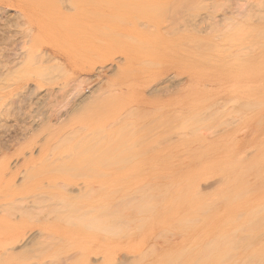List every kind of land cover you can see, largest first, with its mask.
Instances as JSON below:
<instances>
[{
    "label": "rangeland",
    "instance_id": "374dc122",
    "mask_svg": "<svg viewBox=\"0 0 264 264\" xmlns=\"http://www.w3.org/2000/svg\"><path fill=\"white\" fill-rule=\"evenodd\" d=\"M0 1V30L3 29L2 31H0V38H3V36L5 35L3 40L2 38L0 40V88H4L2 93L4 92V95L6 94L3 97V94L0 92V95L2 96H0V118H2L3 116H5L4 119L6 117L8 118H6L8 130H3L0 127V146H2L0 147V262L7 259L9 260L10 258L11 262L9 260L8 264H146V259L148 258L146 255L150 257V255L156 252V250L159 252L165 244L169 242H178L179 240L184 238L186 234V230H184L185 228H178L179 230L176 229L175 231V229L168 230L165 227L161 228V226L160 229L153 228L152 231H149L147 233H139L140 230L138 229L140 218L144 213L143 207H141L142 210L140 209V204L142 203L143 196L146 195L150 199H153V197L155 196V199L156 197L158 198L156 200H160V198L173 195L174 190L172 191V189L169 188L171 187V185L169 186V184H165L167 179L170 180L168 178L171 175V172L169 170H171L173 167L169 168V170L167 169V174H165L164 176V178L166 179H164L163 177H153L152 180L147 179L145 180L146 184H143L144 186L142 185V183L139 184V186H142H140L141 188L137 186V183H133L129 185H132L131 187L127 186L126 190L124 189L122 192L121 190L124 187L122 189H118L120 186L116 181L117 185L115 183L114 185L116 186L115 189L117 191H114V193H117H113V197H115V195L116 197L112 198V201L110 200V204L108 203V207L109 210H122V212L120 213H122L123 215L118 219V222H116L117 230L115 229L114 231L109 232L108 235H101L102 237L100 236L101 238L97 240H91L89 237H85L86 240H84L85 238H83L84 243L87 244V248H81L77 245L70 244L65 239L62 232L58 234L59 229H55L54 232V225H56V223L58 225V222L60 223V225H63V221L65 220L62 218L63 213L61 211L63 209L61 207H63L65 210V208L67 209V206L72 205L73 207L76 204L75 207H73L74 212L76 214L78 213L77 215H81L85 212L87 213L91 211L96 207L95 205L98 206V201L101 198V194L102 197H104V194H107L106 191H104V188L99 187V184L97 183L98 181L93 179V181H89V183L87 179L79 175V172L77 170H71V172L69 173H67V170H63L67 173L65 175L66 178H56V184L54 183V180H48V178H46L45 176H43V178L41 176L40 178L38 177L39 181H41L38 182V179H35L37 177H32L31 174L33 170H35L36 168L38 169L37 166L40 167L41 165L42 167L45 166L46 168H48L47 162L50 163L52 161L51 155L54 153V150L52 151V149L55 146L54 149L56 152V145H58L57 140H61V138L63 137H68L67 135H70L71 130L76 131L78 129L79 126L77 124L74 125L75 123L71 124L70 121L72 112H74L71 108L75 104V102L78 101L80 96L93 95L101 97L107 94L114 93L118 97L121 94L128 93V89L132 88L130 90H133V92L138 94V97L132 96V99L130 98V103L119 109L120 111L116 115L117 119L116 121L114 120L116 123H127L131 127L134 123H148V126L155 128L154 130L156 132V130L158 131V129L160 130L161 128H165L166 124H171L173 122V125L177 124L178 126H182L183 128L181 129L180 127H178L177 130L170 129V131H167V133L164 134L165 136L162 135L164 138L162 137L161 141L162 143L165 142L163 143V145L168 144L172 140L178 143L179 140L187 138L194 149L198 150L199 147L201 148V146L205 143V141L206 143H213V145L216 143L217 146L215 145V148L210 149L209 151L207 150L208 152L205 154V158L220 155V148L224 147V149L228 152L227 161L218 166L223 171L221 169L219 170V168L215 166L217 169L216 170L214 165L206 164L204 165L205 167H203L206 170H204L203 168L200 170L201 172L203 170V173L200 172L199 175L195 177L194 183H191L189 185V183L187 182L186 185L184 184V187L189 185L188 187H191V190L193 186L194 191L191 192H195L197 197L203 195V193L204 195H210V200L209 202H207V204L210 206V209H212L213 207L217 208L223 206L228 201L232 202V200L236 201L238 199L240 200V198H246V193L249 196L250 194H253V191L254 193H256L255 191H264V0H169V2L165 0L166 4H164V6L162 5V8L158 7L157 3H155L157 5H154L153 2L152 5H154L153 7H155V10L152 6V8H150L153 10H150L149 5L146 6L145 4V9H143L144 5L141 6V9L138 8L140 6H133V9L135 10L131 13L135 14V11H138L140 9L143 11H138L141 12V14L145 12L149 14V20H147L148 17H145L144 14H142V16L145 17L143 18L144 20L140 19V13L137 14V12L136 14L138 15V17L132 14L134 17V21L130 20L132 19V15H130L131 13L128 14V12V15H126L127 20L129 18V24L126 23V19H121L119 16H117L115 12L116 10L113 13L114 9L112 8L111 2L114 0H97V15H100V18L102 20L100 19L101 21L92 23V28L94 29L93 34L95 33L94 35H97V38H99L100 40L105 39V36H107V38H110L109 42L107 38L104 40V42L102 40L100 43L101 45L97 46L96 52L94 54H86L84 58L79 60L80 63L78 61V66H67L65 68L64 63H62L63 67L66 70H62L63 72L56 70L54 72H51L52 75L51 73H48L50 75V79L47 77V74V76H41V78H39L40 75H38L37 77L36 72H34L33 69H31L30 71L29 68L34 66L31 65L29 63V60L27 59V54H29L27 49L29 45L27 44L26 46H24L23 39L21 38L22 34H24L23 32L26 30V33L31 26L35 30L36 22L39 17V15H34L33 17L32 9L34 7L24 8L28 6V4H30L28 3L30 2V0H27L28 2L26 0H19V3L17 0ZM117 1H119V3H121L120 1L128 2L127 0ZM20 2L21 4L23 2V8L22 6L20 7V5H18L20 4ZM70 2L71 1L69 0H58L56 1V4L61 5V7L58 6V8L60 7L62 12L64 11L67 13H73L75 11L72 8L73 6L70 5ZM12 3L13 6L11 5ZM25 3L27 4L26 6ZM159 8L160 11L158 10ZM23 9H26V11L28 9L27 13ZM29 9H31V11ZM133 9L131 7V11ZM156 10L159 12H157ZM29 11L31 14H28ZM34 11L36 14L37 12L35 9H33V12ZM129 15L131 17H128ZM26 16H29V18ZM112 16L117 18L114 19V17ZM135 18L137 19V22H135ZM138 18L140 20H138ZM113 21H118V23H114ZM122 21H124L126 25L128 24V26H126ZM131 21L135 22V24L133 23V25L136 26V29L150 28L148 30H156L157 28L159 30V34H163L168 38L173 39L176 36L178 39V43H174V41H172V43L179 45L178 52L176 51L178 55L174 53L178 58L175 55H173L174 57H176L175 59H173V57H170V55H172V50L174 51L173 48L175 47L177 49L176 45L172 43L169 45H174V47L169 48L168 45V47L166 48L167 53L165 52L166 54H157L156 52L158 51L155 47L157 46V44L154 43L155 38L152 36H148L147 41H145V44L149 46H146L147 48L140 49V57L137 56V58L135 59L133 57L132 59L128 58L127 55L123 52L124 49L122 47L124 40L127 43L125 36L128 37V34L130 32L136 31L135 29H131V27H133L131 26ZM147 21H151V24L155 27H153L150 22ZM28 22L32 24L30 25V23L28 24ZM98 23H100V25H97ZM93 25H95V27H93ZM119 25H121L120 27H126L127 29H122L119 27V29H117L118 31L114 30L115 32L109 29L110 26H116L118 28ZM32 27L30 28V31L33 30ZM106 27H108L110 32V34L108 32V34L110 35L109 37L106 33V30L108 31ZM128 27L129 29H131L130 31L128 30ZM23 28L24 31H22ZM5 31L6 33H4ZM20 31H22L21 36L19 35L21 33ZM117 32H119V34ZM103 33L105 35H102ZM116 33L117 36L114 40L113 38ZM135 34L136 33H133L132 35ZM8 35H11V38L8 37ZM101 35L104 37H102ZM12 37V42L15 38L18 42H13L11 45V41L9 42V40H11ZM159 37L161 36L159 35ZM207 37H210L209 40L212 39L211 42L218 45L216 49H213L212 44H208V42L205 40ZM201 39H203V41L205 40L204 42L207 43L205 44L201 43L203 41H197ZM120 40L122 42V45ZM106 42L109 43L107 44V46ZM46 48L48 49V47ZM5 49H9V55L11 57H14V62L12 61L14 64L10 62L8 63V66H3L2 53H7ZM37 50L34 49L35 52L33 51L34 53L29 54L31 55V58H36L35 56L39 53V50ZM150 51H154L157 55L153 56V54L149 57ZM201 51L215 58L217 56H221L224 60L233 64V70L240 68V64L242 65V67L245 66L247 69L245 75L240 76L237 74V72H233L230 76L225 77L224 75L222 77L219 74L217 75V78L209 75V77L207 76L208 78L206 77L204 79H196L195 73L191 71L192 69H189V64H193L192 61L196 59ZM15 52L17 53L14 54ZM168 52L171 54H169ZM188 52H191L193 54V57H189ZM34 54L35 56H33ZM176 59L178 60V62H176ZM62 60H60V57L57 56V59L55 58L53 62H62ZM69 73L71 74L69 75ZM129 74L131 75V79ZM77 77L82 79V89L77 92L76 96L70 94L68 97L63 98V91L69 88L70 84L72 83V78L75 79ZM35 81L37 85L35 84ZM193 83L196 87H199L200 85L199 89L204 90L205 88L208 94L211 93V95L207 97H199L200 99L202 98V100H199L198 105L200 106L195 109L196 111H194V113L192 110V105H194V103L190 102L191 99L193 100V98H189L187 96V100H182L179 102H182L181 105L177 102L180 106L179 108L175 103L177 101V98L182 94L188 95V90L190 89L191 85L193 86ZM38 85L39 87H37ZM222 86H224L225 88ZM33 87L36 89H34ZM221 88H224L223 92H226L227 94H223ZM10 89H12L13 91H11ZM31 90L33 93H29V91ZM7 91L12 93L8 94ZM182 91L184 93H182ZM185 91H187V94L185 93ZM30 94L31 98H29ZM169 98H171L172 100ZM169 100H171L170 102L174 100L175 105H173V102L172 105H170L174 107L176 106V109L171 106H169L171 108L165 107L166 111H171V109L173 108L175 110L173 109L171 111L172 113H170L169 111L167 113L165 112L166 115L169 114L167 115V117H165L166 115L163 114V117H165L164 119L166 121L163 119V117L162 120L161 117L157 119L159 117L158 115H160L161 113H159V111H156L158 109L160 110V112L163 110L160 109L163 108V106L160 107L161 103L159 102H168ZM157 102L158 104H155ZM39 107L43 109L44 113L39 110ZM190 107L192 111L190 110ZM176 112L178 113L176 114ZM189 113L190 115H188ZM44 114L45 116H43ZM171 117H173V119ZM141 118L142 120H140ZM4 119H1L0 123H3ZM167 119H169L171 122H168ZM175 119L178 120L176 121ZM152 121H154L156 124H160V126L155 125V123ZM150 122H152L154 126H152L153 124ZM164 122L165 125H163ZM63 123H65L66 125H64ZM71 125H74L77 128H73ZM161 125L163 126L161 127ZM62 127L64 129L66 127V132H64L65 130H63ZM166 128H168V125H166ZM53 131H56V133ZM3 132L6 134H2ZM63 132L65 135H63ZM59 133L62 135V137H60ZM200 135L203 137L202 141L198 139ZM166 138L168 141L164 140ZM1 143L3 144L1 145ZM41 149H46L48 152H52V154L51 152H49L50 159H48L49 157L46 158V156L42 154ZM192 150L190 149L191 152ZM186 151L188 150L179 149L176 152V155L172 157L173 159L171 164L173 165L177 164L179 159L183 160V162L179 166V169L182 168L180 169L181 171H187V169L189 170L190 165L192 166L193 163L192 159L194 158H192V154H189ZM195 151H193L192 153H195ZM43 155L45 160L44 158L41 159V156ZM232 165L234 167L238 165L242 167L241 169L243 172L241 179L242 182L245 181L246 183L241 186L242 189L237 188L235 189L236 192L232 191L233 193L229 194L232 195L228 196L230 197L229 199H231L229 200L224 196L221 197L220 191L224 187V184L229 181L226 180V178L228 179L227 170H230L229 168L232 167ZM33 167L35 168L33 169ZM211 167H214V170ZM227 167L229 168L227 169ZM143 168L144 169H139V172L140 170L141 172L138 175H146L145 172L147 171L149 166L147 167V165H144ZM223 168H225L227 172ZM31 180H34V183L31 182ZM51 183H53L54 185ZM134 185L137 186V188H139L140 190L137 191L138 189H134L136 188ZM162 185L164 186L162 187ZM21 186L23 187L22 189L20 188ZM133 186L134 188H132ZM184 187H182L184 190L189 189ZM8 189H10L11 191ZM103 192L105 193L103 194ZM217 192L219 193L217 194ZM236 193L238 195L234 196V194ZM241 193H245L243 194L244 197ZM59 196H62L63 198H61L60 200ZM135 196H137V198ZM232 196H238V198L236 197L235 199ZM86 198L97 201H93L94 203H91L95 207L93 206L92 209L90 208L91 205L85 207L87 206ZM64 199L66 200L64 201ZM130 199L134 201L136 200L133 204H135L137 200L138 202L136 205L131 204L134 207L128 205L130 204L128 203L126 205L128 206V208H126L125 204L129 202ZM83 200L86 204L82 203ZM68 202L74 203L68 204ZM217 203H220V205L218 206ZM261 204V208H259L260 204L253 205L252 207H254L255 209L251 208L249 211L243 210V212L240 211V213H238V215L240 214L242 216L237 215V220L250 219V221L246 220L248 222L246 223L249 229H246L245 225V229L241 228L239 229L240 232L236 230L237 232L235 231V233H233L235 234V236H232L233 239L234 237L235 239H237V241L235 239L233 241L237 243L233 244L232 242L233 248H231V253H233L234 255L236 253L239 254L235 255L233 259H224L220 262L221 264H230L231 262H233L231 264H263L264 258L262 261V257L257 254L260 248H264V246L262 247V245H264V202ZM111 205L112 207H114V209L110 207ZM121 205H124L123 209H121ZM132 207L133 211H131ZM202 209H205V211ZM210 209L206 204L202 208H197V210L193 214L196 218H194V216L192 215L193 217L191 216L192 219H190L189 222H191L192 220H196L195 222L200 221L202 219V216H205V214H207L208 210L210 211ZM75 210H77V212ZM135 211L140 214L135 213ZM64 214L66 213L64 212ZM124 214L127 215L125 216ZM252 214L254 215V217ZM132 216L134 217V223L132 221ZM253 218L256 219V222L253 220ZM129 219H131V221ZM136 220L138 221L137 225ZM252 220L256 224L252 223ZM70 222H68L69 224L66 228L72 231H76L77 227H75V222ZM175 222L177 225H179L180 220H176ZM50 224H53V227L50 226ZM87 227L90 228L89 226ZM87 227L85 229H87ZM113 232L115 233L113 234ZM143 234L145 235L143 236ZM178 234H181L180 237ZM241 239L245 240L243 241ZM138 240H141V243ZM208 240L209 241L207 242L210 245V241H212V239ZM216 240H219V238H217ZM95 243L96 245L100 243L98 247L100 245L106 246V244H108L105 248L101 249V246L98 248ZM107 247L109 248V251L107 250ZM240 247L242 248L241 250ZM250 250L251 252H249ZM233 251H235V253ZM244 253L247 254L244 255ZM248 254L249 257L246 256ZM108 255L109 259L107 258ZM237 256H239L240 259L241 256H243L248 260L242 258L238 261ZM256 256L258 258H256ZM260 257L261 259H259ZM176 263L178 262H175V264Z\"/></svg>",
    "mask_w": 264,
    "mask_h": 264
},
{
    "label": "bare ground",
    "instance_id": "6f19581e",
    "mask_svg": "<svg viewBox=\"0 0 264 264\" xmlns=\"http://www.w3.org/2000/svg\"><path fill=\"white\" fill-rule=\"evenodd\" d=\"M7 1H9V0H7ZM17 1L19 3V0H17ZM56 1H58V0H33V1L30 0V2L27 1L28 3H30V4H28V6H26L27 4L25 3L26 7H24L22 5L23 2H22V4H21V2H20V4H18V5H20V7L22 6V8L23 7L24 8L34 7L33 9H35L37 13L35 14V11L33 12V9H32L33 17H34V15H39L38 20L36 22L35 30L31 26L33 28V30L30 31V28H31L30 27L28 29L29 32L27 30V32L25 33L26 30L24 31V28H25L24 27L22 30V31H24L23 32L24 34H22V31H20L21 33L19 34L20 36L22 34L21 38L23 39L24 46H26L27 44L29 45V47L27 49L29 54L34 53L35 52L34 49L39 50V51L37 50L39 52L38 55L35 56L36 53L33 55L36 58H31V55L27 54L28 55L27 59L29 60V63L34 66V67L30 66L31 68H29V69H30V71H31V69H33L34 72H36L37 77H38V75H40L39 78H41V76H47V75H48L47 77L49 78L50 75L48 73L54 72L56 70L63 72L66 70L65 68L67 66H74V67L78 66L77 63L79 60L84 58L86 56V54H88V53L94 54L97 50V46L101 45L100 44L101 41L103 40V42H104V40L107 38V36H105V39L100 40L99 38H97V35H94L95 33L93 34L94 29L92 28V23L93 22L97 23L98 21L102 20L100 18L101 16L97 15V5H98L97 0H69V1H71L70 5L73 6L72 8L75 11V12L72 11L73 13H67L64 11L62 12L60 9L61 5L60 4L57 5ZM127 1L128 2L120 1L121 3H119V1L114 0L111 2L112 8L114 9L113 13L116 10L115 12H116L117 16H119L121 19H126V20H127V15L135 10V9H133L135 6H140L138 8L141 9V6L145 4L146 6L149 5L150 10H153L155 8V7H153L154 5L158 4L157 6L161 7L162 5L164 6V4H166V1L169 2V0H166V1L165 0H127ZM153 2H154V5H152ZM155 3H157V4H155ZM55 4L57 5V7ZM11 5L13 6V3ZM145 5H144L143 9H145V7H146ZM58 6H60V7L58 8ZM151 6L153 7V9H151L152 8ZM131 7L133 9L132 11H131ZM140 9L138 11L143 12ZM20 10H21V8H20ZM23 10L26 13L28 11V9H27V11H26V9H23ZM29 10L31 11V9H29ZM158 10L160 11V8ZM30 11L28 12V14L30 13ZM138 11H135V14H136V12H137V14L140 13V17H139L140 19H143V18L149 16V14H147V12H145L146 15H145V13H142L145 16L144 17V16H142L141 12H138ZM147 11H148V9H147ZM159 11H157V12H159ZM132 14L133 13H131L130 15H132ZM135 14H133V15L138 17V15L137 14L135 15ZM130 15L128 17H131ZM133 15H132V19H130V20H133V18H134ZM16 16H14V17H16ZM141 16H142V18H141ZM26 17L29 18V16H26ZM112 17H114V16H112ZM116 18L117 17H114V19H116ZM139 18H138V20H140ZM128 20H129V18H128ZM128 20L126 23L129 22ZM147 20H149V17ZM113 22L118 23V21H113ZM122 22H124V21H122ZM135 22H137L136 18H135ZM135 22L131 21V23H132L131 26H133V27H131V29L132 30L135 29L136 31L135 32L132 31L129 34L126 33V34H128V37L125 36L127 43L124 40L125 43L123 42V47H122L124 49L123 52L127 55L128 58L132 59V57H133L135 59V58H137V56L140 57V53H139L140 49L147 48L146 46H149V45L145 44V41H147L148 36H152L155 38L154 43L157 44V46H155L157 49L156 48L155 49L158 51L156 53L157 54L159 53V55L160 54L164 55L167 53L166 48L168 47L169 44L172 43V41H174V43L178 41L176 36L172 39V38H168L167 36H165L163 34H159V30L157 28H156V30L153 29L154 31L148 30L150 28H148V29L147 28L146 29H138L137 28L138 29L137 30L136 26L133 25V23L135 24ZM147 22H150V24H151V21H147ZM156 22H157V20H156ZM29 23L30 22H28V24ZM100 23H98L97 25H100ZM126 23H125V25H126ZM31 24L32 23H30V25ZM128 24L126 26H128ZM121 25H119L118 28L116 27L117 25L116 26H110L109 29H111L112 31H114V30L118 31L117 29H119V27ZM148 25H149V23H148ZM93 27H95V25H93ZM129 27H128V30L130 31L131 29H129ZM153 27H155V26H153ZM156 27H157V25H156ZM106 28L108 29V27H106ZM120 28L127 29L126 27H120ZM109 29H108V31L106 30L108 37L110 36L109 35L110 34ZM2 30H0V31H2ZM108 32H109V34H108ZM121 32H126V31H121ZM4 33H6V31ZM104 33L102 35H105ZM117 33L119 34V32H117ZM117 33L113 38L114 40H115V37L117 36ZM133 33H136L137 35L136 34L132 35ZM159 35L161 37H159ZM4 37H5V35L3 36V38ZM8 37L11 38V35H8ZM13 37L11 40H9V42L11 41V45L13 42L15 43L17 41V39L15 38L16 40L14 39V41L12 42ZM17 37H19V36H17ZM102 37H104V36H102ZM102 37H100V38H102ZM1 38H0V40H1ZM3 38H2V40H3ZM207 38L206 39L204 38V39L208 42V44L209 43L212 44L213 49H216L218 47V45L211 42L212 39L209 40L210 37H207ZM109 39L110 38H107L108 42H109ZM6 40H7V38H6ZM117 40H119V39H117ZM197 41L201 42V41H203V39L197 40ZM204 41L201 43H205ZM120 42H121V40H120ZM174 43H172V44H174ZM5 44H6V42H5ZM107 44H109V43L106 42V46H107ZM121 45H122V42H121ZM174 45H176L177 49L174 47ZM174 45H172V46L169 45V48L174 47L173 48L174 51L172 50V55H170V57H173V59H175L177 57L176 55H178L177 52H178V46H179L177 44H174ZM46 47H48V49ZM5 50L7 51V53L5 52L6 55L2 53V56H3L2 64H3V66H8V63H10L12 61L14 62V57H11L9 55V51H8L9 49H5ZM161 50H162V52H161ZM18 52H19V50H18ZM152 52H154V51H150L149 57L153 54H154L153 56L157 55L155 52L154 53H152ZM16 53L17 52H15L14 54H16ZM188 53H189V57H193V54L191 52H188ZM169 54H171V53H169ZM173 55H175L176 57H174ZM37 56H39V57H37ZM57 56L60 57V60L63 59L62 62L59 61L60 62L59 63V62H57L58 60L55 63L53 62L55 58L57 59ZM176 62H178V60ZM62 63H64L65 68L63 67ZM79 63H80V61H79ZM192 63L193 64H189V69L190 70L192 69L191 71H193L195 73L196 79H200V78L204 79L207 76L209 77V75H212L215 78H217V75H219V74L222 77H223V75L225 77V76H230L233 72H237L238 75L243 76V75H245L246 70H247L246 67L245 66L242 67L241 64H240V68L233 70L234 69V67H232L233 64L224 60L221 56H217L215 58L211 55H207L203 51H201V53L196 57L195 60L192 61ZM4 68H6V67H4ZM76 68H78V67H76ZM75 70H77V69H75ZM81 72H79V73H81ZM70 74L71 73H69V75ZM51 75H52V73H51ZM129 76L131 79L130 74H129ZM73 78L71 80L72 83L70 84L69 88L68 89L65 88L66 90L63 91V94H62L63 98L68 97L70 94H72L73 96H76L77 92H79L82 89V86H81L82 79L79 77H77L75 79H73ZM12 79H13V77H12ZM196 79H194V80H196ZM36 81H37V79H36ZM36 81H35V84L37 85ZM71 81H69V82H71ZM197 84H198V82H197ZM195 85H196V81H195ZM195 85L193 83V86H195ZM193 86L191 85L190 89L188 90V95L182 94V93H184L182 91V93H181L182 95L177 98V101L175 100L176 101L175 103L177 104V106L179 108L180 107L179 104L181 105V103H182V102L179 103L180 101L187 100V98H186L187 96L189 98H193V100L191 99V101L190 100L189 101L194 103V105H192V110L194 113V111H196L195 109L198 108V106H200V105H198L199 100H202V98L200 99L199 97L200 96L201 97L202 96L207 97V96L211 95V93L208 94L207 91L205 90V88H204V90L199 89L200 85H199V87L198 86L193 87ZM37 87H39V85ZM222 87H224V86H222ZM224 88H221L222 92H223ZM0 89H1L0 92L2 93L4 88L3 89L0 88ZM34 89H36V88H34ZM130 89H132V88L128 89L129 90L128 93L119 95L121 97H119V96L117 97L116 94H114V93L107 94V95H104L101 97L100 96H93V95L80 96L78 101H76L75 104L71 108L72 111H74V112H72V117H71V121H70L71 124L72 123H75L74 125L77 124L79 126L78 129L76 131L75 130L74 131L69 130L70 135L68 134L67 135L68 137H65V138L63 137V138H61V140L60 139L57 140L58 145H56L57 146L56 152L54 149L55 146L52 149V151L54 150L53 154L51 151H49L52 154L51 155L52 161L50 163L47 162L48 165L47 164L46 165L48 168H46L45 166L42 167L39 163L40 167L37 166L38 169L36 168L35 170H33L35 167H33V169H31V170H33L31 173L32 177H37V178H35L36 180L38 179V177L40 178V176L42 178H43V176H45L46 178H48V180H52V181L54 180V183H55L56 178L65 177V175L67 173L71 172V170H77L79 172V175H81L82 177L87 179L88 182L89 181L92 182L93 179L98 181L97 183L99 184V187L104 188V191H106V193H107L105 195L104 194L105 192H103L104 197H102V194L100 195L101 198L98 201V206L95 205L96 207L91 204L95 200L87 199L88 198L87 197L86 198L87 204L84 203V200H83L82 203L87 205L85 207H88V205H91V207L89 206L91 209L93 206L96 209L93 208L91 211H89L90 210L89 209L88 210L89 212H87V213L85 212L81 215H77L78 213L76 214L74 212L73 207H75L76 204L73 207H72V205L67 206V209L65 208V210L63 207H61L63 210L62 211L58 210V211H61L63 213L62 218L65 219L63 221L64 222L63 225H60V223L58 222V225H57V223H56V225H54L55 227L52 226L53 224L52 225L50 224V226H52L54 228L53 229L54 232H55V229H57V230L59 229L58 234L60 232H62L64 234L65 239L70 244L77 245L78 247H81V248H87V246H86L87 244L84 243V240H86L85 237H89L91 240H97V239L102 237L101 235H104V234L108 235L109 232L114 231L115 229L117 230L116 222H118V219L120 217H122V215H123L120 212H122L121 209H123L124 205L123 206L121 205V209L118 206L121 211L115 210L114 207H112V205L110 207L113 208L115 211L109 210V207H108V205L110 204V200L112 198L116 197V195H115V197H113L114 194L117 193V192L114 193V191H117L115 189L116 186L114 185V183L116 184V181L118 182L117 184L120 186L118 189H120V188L122 189L124 187L121 190L123 192V190L124 189L126 190V187L129 186L130 184L137 183L138 185L137 184L136 185L138 187H140L141 185L139 186V184H141V183H142V185L146 184L145 180H147V179L152 180L153 177H163L164 178L165 174H167L166 171H168L169 168L173 167L171 170H169L171 172V173L169 172L171 175L168 177L170 180L167 179L166 183H165L166 185L167 184H169V186L171 185V187H169V188H171L172 191L174 190L173 195L168 196V197H164V198H160V200H156L158 198L156 197V199H155L154 198L155 196L153 197L154 200L148 198V196H146V195L143 196V198L141 197L142 203L141 204L139 203V204H140L141 210H142L141 207H143L144 213L142 214L143 216L140 218V221H139L140 224H138V221L136 220L137 221L136 225L138 224V229L140 230L139 233H147L149 231H152L153 228L154 229H158V228L160 229V227L162 226L161 228L165 227L168 230L175 229V231L178 228H185L184 230H186V234L184 233L185 236L181 240L177 239V240H179L178 242L175 240L176 242H174V243L169 242L171 244H169V243L165 244L164 247H162L159 252L157 250L154 253L151 252L152 254L151 255L149 254L150 257L148 255H146L148 257L146 259V264H175V262H178L176 264H219L224 259H229V258L233 259V257L235 255L239 254V253H236L234 255L233 253H231V248H233L232 242H233V244L237 243V242L233 241L235 239V237H234V239L232 237L233 235L235 236V234H233V233H235L236 230L239 231V229L244 228L245 225H246L245 228L247 229L248 228L247 227L248 222L246 220L250 221V219L237 220L236 217H237L238 213H240V211L243 212V210L249 211L251 208L253 209L254 208V207H252L253 205L260 204L259 208H261L260 207V206H262L261 203L264 202V191L263 190H261L260 192L255 191L256 193H254V191L253 192L251 191L253 194H250L248 196L246 193V195L248 196L247 197L245 195L246 198H242V199L240 198V200L238 199L236 201L232 200V202L228 201L227 203H225V205L220 206L221 208L220 207H217V208L211 207L212 209H210V206L207 204V202H209V200H210V195L209 196L207 194L204 195V193H203V195H200L197 197L195 192L194 193L191 192V191H194L193 186L191 185L192 190L190 189L191 187L189 188L188 186L191 183H194L195 177H197L199 175V173L201 172L200 170L203 167H205L204 165L211 164V165H214V167L215 166L218 167L221 164L225 163V161H227V155H228L227 150H225L224 147H221L220 148L221 149L220 155L210 157V158H205V154L210 149L215 148V145L217 146L216 143L213 145V143L210 144L209 142L206 143V141H205L206 144L204 143L205 145L203 144L201 146V148L199 147L198 150L194 149V147L192 146V144L189 142V140L187 138L179 140L178 143L174 142L172 140L173 142L170 141L168 144L163 145V143H165V142L162 143V141H161L162 137H163L162 135L167 133V131H170V129L171 130L172 129L177 130L178 127H180L181 129L183 128L182 126H178L177 124L173 125V122L171 124H166V125H168V128H166V125L164 122L163 125H165V128H161L160 130L158 129V131L156 130V132L154 130L155 128L148 126L149 125L148 123L147 124H145V123L141 124L138 122L139 124L134 123L135 125L133 124L132 127L130 125H128L127 123H116L115 122L117 119L116 115H117V113H119V111H120L119 109H121L124 106H126L127 104H129L130 98L132 96L138 97V94L133 92V90L131 91ZM10 90L13 91L12 89H10ZM38 90H39V88H38ZM186 92L187 91H185V93ZM7 93L10 94L12 92L7 91ZM29 93H33L32 90L29 91ZM224 93H226V92H223V94ZM5 95L3 94L2 96L4 97ZM34 95H32V96H34ZM30 96H31V94L29 95V98H31ZM216 96H217V94H216ZM171 98H173V97H171ZM171 98H169V99H171ZM209 98H211V97H209ZM171 100H169L168 102L167 101L159 102V103H161L160 107L163 106V108H160V107L159 108L163 109V110L161 112L159 109L156 111V112L159 111V113H161L160 115H158L159 117L157 119H159L161 117V120H162L163 114L166 115L165 112L167 113L169 111L168 109H167L168 111L165 110L167 107L168 108L174 107V106H171L172 102L174 103V100L172 102H170ZM143 102H145V101H143ZM175 103L173 105H175ZM183 103H184V101H183ZM202 103H205V102H202ZM155 104H158V102ZM188 104H191V103H188ZM169 106H171V107H169ZM153 109H152V111H153ZM173 109H171V111ZM39 110L42 111V113H44L42 108L39 107ZM186 110H189V109H186ZM190 110H191V107H190ZM171 111H169V112L172 113ZM31 112H32V110H31ZM177 113L178 112H176V114ZM155 114H157V113H155ZM155 114H154V116H155ZM167 115H169V114H167ZM167 115L165 117H167ZM188 115H190V113ZM43 116H45V114ZM4 117L5 116L0 118V121H1V119H4ZM165 117H163V119ZM173 117H171V118L173 119ZM6 118L4 119L3 123L2 122L0 123V127L3 130H8L7 129V119L8 118L7 119ZM136 119H138V118H136ZM145 119H147V118H145ZM128 120H130V119H128ZM140 120H142V118ZM161 120H160V122H161ZM167 121L171 122L169 119H167ZM148 122H149V120H148ZM152 122H154V121H152ZM152 122H150V123H152ZM63 124L66 125L65 123H63ZM63 124H62V126H63ZM74 125L73 126L71 125V126L73 128H75L76 126H74ZM155 125L160 126V124H156V123H155ZM163 125H161V127ZM152 126H154V124ZM66 127H68V126H66ZM66 127H65V129H66ZM175 127H177V128H175ZM65 129L63 128V130H65ZM56 130H58V129H56ZM53 132L56 133V131H53ZM64 132H66V130ZM64 132H63V135H65ZM178 132H180V131H178ZM181 133H183V132H181ZM2 134H6V133L3 132ZM54 135H56V134H54ZM60 137H62L61 134H60ZM166 137H167V134H166ZM198 139L202 141L203 137L200 135L198 137ZM164 140L168 141L167 138ZM2 144L3 143H1V145ZM211 145H213V146H211ZM0 147H2V146H0ZM48 147H50V146H48ZM191 147L193 148V150ZM179 149H187L188 151H186V152L189 154H192V158H194V159H192L193 160L192 166L190 165L191 168L189 167V170L187 169V171L186 170L181 171L180 169H182V168L179 169L180 164L183 162V160H181V159H179L177 164H175V165L171 164L172 159H173L172 157H174L176 155V152ZM190 149L192 150V152L196 150L195 153H192L190 151ZM49 152L46 149L42 150V154H44L46 156V158L49 157ZM44 155L41 156V159L44 158ZM48 159H50V157ZM44 160H45V158H44ZM255 160H253V161H255ZM30 163H31V161H30ZM24 165H26V164H24ZM144 165H147V167L149 166V168L145 172L146 175L145 174H144V176L138 175L141 172V170L139 172V169H144L146 167L145 166L143 168ZM216 167H215V169H216ZM229 167H227V169ZM241 168L242 167H240L239 165L235 166V167L232 165V167L229 168L230 170H227L228 172L225 170V168H223L227 172L228 179L226 178V180H229V181H227L226 183L224 182L225 184L221 190L222 192L220 191L221 197L224 196V197L229 199L230 197H228V196L232 195V194L231 195H229V194L233 193L235 191V189H237V188L242 189L241 186H243V184H245L246 182L244 180H243L244 182H242L241 176H242L243 171ZM203 169L206 170L205 168H203ZM220 169L221 168H219V170ZM63 170H65V171L67 170V173ZM201 173H203V170ZM29 176H30V173H29ZM164 179H166V178H164ZM119 180H120V183H119ZM33 181L31 180V182H33ZM37 181L41 182V181H39V179ZM31 182H29V183H31ZM187 182L189 183V185H187L185 187L189 188V189L184 190L182 187H184V184L186 185ZM37 184H39V183H37ZM51 184H53V183H51ZM51 184H50V187H51ZM25 185H27V184H25ZM113 186H114V188H113ZM131 186H129V187H131ZM134 186L132 188H134ZM137 186H135L136 188H134V189H136V190L138 189L137 191H139L140 189L137 188ZM163 186L164 185H162V187ZM20 188L22 189L23 187L21 186ZM10 189H8V190H10ZM34 190H36V189H34ZM29 192H33V191H29ZM46 192H48V191H46ZM146 192H147V190H146ZM251 192H249V193H251ZM142 193H144V192H142ZM218 193L219 192H217V194ZM241 194H239V195H241ZM243 194H245V193H243ZM235 195H238V194L236 193V194H234V196ZM62 196H59L60 200H61V198H63ZM149 196H150V193H149ZM135 197L137 198V196H135ZM236 197L238 198V196H236ZM236 197H233V198L236 199ZM243 197H244V195H243ZM128 198H129V196H128ZM132 199H130L131 202L133 201L132 203L130 201L129 202L126 201L127 202L126 204L124 203L126 208H128V206H126L128 203H130L128 205H131L136 201V200L134 201ZM65 200L66 199H64V201ZM229 200H231V199H229ZM95 202H97V201H95ZM122 202H124V201H122ZM137 202H138V200H137ZM137 202L133 205H136ZM69 203L71 204L72 202H68V204ZM205 204L209 207L210 211L208 210V213L206 211L207 214H205V216L203 215L202 219L200 221L195 222L196 220L195 221L192 220L191 222H189V220L192 219L191 216L195 213L197 208H200V207L202 208ZM133 205H131V206H133ZM217 205L219 206L220 203L219 204L217 203ZM113 206H115V205H113ZM263 206H264V204H263ZM133 207L131 208V211H133L132 210ZM214 208H216V209H214ZM218 208H220V209H218ZM129 209H127V210H129ZM77 210H75V211L77 212ZM202 210L205 211V209H202ZM63 211L66 214H64ZM56 213H58V212H56ZM135 213H137V211H135ZM258 213H260V212H258ZM137 214H140V213H137ZM240 216H242V215H240ZM138 217H140V216H138ZM253 217H254V215H253ZM149 218L150 219L152 218V219L150 220ZM194 218H196V217L194 216ZM133 219H134V217L132 218V221H133ZM129 220L131 221V219H129ZM176 220H180L179 225L176 224V222H175ZM253 220L255 221L256 219L253 218ZM70 221L75 222V224H76L75 227H77L76 231H72V230H69L66 228L67 225L69 224L68 222H70ZM254 221L252 223L256 224L255 223L256 221L255 222ZM134 222L135 221H133V223ZM257 222H258V220H257ZM87 226H89L90 228H88ZM123 226H124V224H123ZM123 226H121V227H123ZM86 227H87V229H85ZM244 231H247V230H244ZM114 233L115 232H113V234ZM144 235L145 234H143V236ZM180 235H179V237H180ZM140 237H142V236H140ZM242 237H243V235H242ZM83 238H85V239L83 240ZM215 238L216 239L219 238V240H216ZM208 239H212V241H210V245L207 242V241H209ZM235 240L237 241V239H235ZM241 240H243V239H241ZM238 241H239V239H238ZM129 243H131V242H129ZM259 243H261V242H259ZM99 244L96 245V243H95V245L97 247ZM107 244H106V246H107ZM96 246H94V247H96ZM102 246H101V249L106 247V246H103V247ZM239 246H240V244H239ZM244 246H246V245H244ZM263 246L264 245H262V247ZM257 247H258V245H257ZM131 248H132V246H131ZM243 248H245V247H243ZM252 248H254V247H252ZM108 249L109 248L107 247V250ZM241 249L242 248L240 247V250ZM237 250H236V252H237ZM233 252L235 253V251H233ZM249 252H251V250ZM255 252H257V251H255ZM245 254H247V253H244V255ZM257 254L262 257V261H263L264 248L263 249L260 248V250L258 251ZM239 256H237L238 261L240 259ZM246 256L249 257V254ZM257 256H256V258H258ZM108 257H109V255L107 256V258ZM237 257H235V258H237ZM261 257L259 259H261ZM242 258H244V257L241 256V259ZM244 259L248 260L247 258H244ZM9 260H10V258H9ZM9 260L8 259L3 260L2 262H0V264H8ZM10 262H11V260H10ZM234 262H236V261H234ZM231 263H233V262H231ZM248 263H249V261H248ZM263 264H264V261H263Z\"/></svg>",
    "mask_w": 264,
    "mask_h": 264
}]
</instances>
